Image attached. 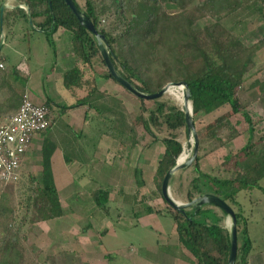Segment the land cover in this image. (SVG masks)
Listing matches in <instances>:
<instances>
[{"label": "trees", "instance_id": "1", "mask_svg": "<svg viewBox=\"0 0 264 264\" xmlns=\"http://www.w3.org/2000/svg\"><path fill=\"white\" fill-rule=\"evenodd\" d=\"M3 1L0 0V5ZM83 1V12L97 32L104 35L116 70L131 84L143 92L155 93L169 82H185L190 92L188 101H191L194 125L223 106L229 108L197 130L198 152L189 167L185 194L187 200L202 194H215L232 206L237 229L234 264H248L258 241L255 242L256 237L251 238L248 233L247 216H244V207L238 196L242 193L243 199L248 198L250 203H256L251 191L260 189L264 193V188L259 184L264 177V133L252 140L259 117L241 104L240 92L249 77L256 76L260 70L264 74V66L256 68L255 61L258 52L264 51V0ZM13 2L11 8L6 7L0 13V32L1 28H5V38L13 37L15 29L19 27L25 32V38L39 31L55 54L54 33L61 29L69 36L68 49L74 57V65L64 72L62 78L64 87L77 96L75 104L59 106L58 115L81 104H87L89 109L96 112L94 100L92 103L90 101L99 95L95 87L96 71L92 61L95 56H99L94 36L78 22L63 0ZM21 4L26 9L18 6ZM169 7L174 10L170 11ZM241 11L246 15H242ZM232 16H237L239 21L245 19V27L254 21L261 23L255 28L259 33L254 35L251 44L242 38L241 31L233 33L223 25L222 21ZM25 49L28 50L29 46ZM6 61L5 55L0 53V63ZM103 76L112 78L109 73ZM27 78V74L14 65L8 70L0 67V95L5 91L0 100V120L18 109L24 91L18 92L16 86L25 88ZM257 86L264 91V76L261 79L253 78L249 84L250 88ZM119 101L116 102L120 105ZM150 101L148 107L140 105L139 115L127 128L126 124L124 127L117 126L109 114L108 118L113 125L106 124L107 129L102 134L111 136L122 146H129L132 140L130 129L139 124L154 139H158L154 129H164L165 136L159 138L163 152L152 177L160 192L163 175L182 151V145L177 139L179 131L185 129V117L180 106L165 96ZM44 103L50 110L51 102L46 100ZM97 112L107 114L100 110ZM243 133L248 135L243 146L235 152L224 154L211 171H203L200 164L202 158L217 156L229 141ZM53 149V143L44 138L41 144V178L37 183L36 178L30 176V184L24 192L26 197L22 212L18 217L15 215L14 204L9 203L7 193L2 192L0 195V264H25L26 252L19 235L24 224H29V227L62 214L51 171ZM183 171L180 169L179 174ZM22 174L23 171L17 182L21 180ZM179 180L180 176H177L172 182ZM10 185H1V188ZM90 192L97 208L107 213V191L97 188ZM216 208L203 204L200 207L185 208L183 212L171 208L166 210L172 217L178 243L192 255L193 264H227L229 235L221 225L222 216ZM153 212L152 208L145 206L142 213L134 210L133 215L136 217ZM16 220L17 226L12 230L9 225ZM25 231H30V228H25ZM50 259V264H54L53 258Z\"/></svg>", "mask_w": 264, "mask_h": 264}, {"label": "rangeland", "instance_id": "2", "mask_svg": "<svg viewBox=\"0 0 264 264\" xmlns=\"http://www.w3.org/2000/svg\"><path fill=\"white\" fill-rule=\"evenodd\" d=\"M76 3L78 4L79 8L83 10V0H75ZM2 3H4L7 7L11 8L13 6V0H4ZM22 7L23 9H26L25 5L21 4L18 5ZM170 11H173L171 7H169ZM242 15H246L244 11H241ZM237 16H232L230 18L224 19L223 25L226 26L227 28H230V30L233 33H239L242 29V26L244 25L243 22L238 20L236 18ZM237 20L239 21L238 23ZM252 20V18H250ZM237 24V25H236ZM259 25L258 21H255L252 24H247L251 25L253 27ZM256 28V27H255ZM247 33L242 36V38L248 43L251 44L254 41V35L248 34V28ZM22 31L20 27L18 29H15V34L20 35ZM1 34L5 33V28H1ZM0 34V35H1ZM27 46H29V49H25ZM68 48H61L59 50V53L57 54L59 57L61 56L62 58V52H67ZM1 54L5 55L7 61L4 64L2 63V68L5 70H8L11 65H17L20 64L23 66L24 70H28L30 73V82H28V85L31 86V88L35 91H38L43 88L44 84H41V80L43 82V78L47 72L51 70V66L55 64L56 61V54L53 53L52 48L48 45L44 35L40 33L39 31H34L30 33V35L25 38V41L22 38H18L16 40V45L15 48L12 49L8 47V42L5 43V45L1 49ZM65 59V58H64ZM61 61V60H60ZM63 61V59H62ZM61 61V63H62ZM93 66L94 70L96 71L95 77L97 79H102L103 75L105 73H108L107 69L105 68L100 55L95 56L93 59ZM255 61H256V68H262L264 66V58L261 57L260 55L255 56ZM98 72H101L98 74ZM119 72V71H117ZM120 74V72H119ZM257 75L262 78L264 74L260 70ZM42 78L37 81V78ZM102 77V78H101ZM107 78V77H106ZM112 81V89H103V91H98L99 95H96L97 98L94 99V104L97 106L95 108L96 112L97 110L101 111L102 113H106L105 115H102L97 112L100 119H98V125H97V132H99L100 135H102V131H106L107 125H113V123H110V119L108 118L109 114L111 118H114V122L117 126L119 127H124L126 124V128L131 126V121L139 115L140 113V105L144 104V106L148 107L151 105V101L147 99H141L139 97H136L129 91L125 90L121 85H119L113 78H110ZM253 78H251V81ZM249 81V82H251ZM101 82V81H100ZM248 82V81H247ZM248 83L245 84V89L244 92L240 94V102L245 106V108L250 112V113H256V115L259 117V121L257 125L255 126L254 132H253V138L252 140L258 138L260 134L264 133V99H259L257 93L254 91L247 92L249 90L248 88ZM16 85V83H14ZM18 92H23L25 91V88H22L21 85L16 86ZM96 87V85H95ZM60 89V88H59ZM23 90V91H22ZM3 91L0 95V100L1 97L4 95ZM65 94H62V98H67L69 96V91L65 90ZM110 92V94H109ZM102 94V96H100ZM95 96V97H96ZM110 96V97H109ZM112 96V97H111ZM162 96H165V98L172 100L177 106H180L182 108V100L178 99L175 97L172 93H164ZM264 96V95H262ZM94 97V98H95ZM3 98V97H2ZM115 98V99H111ZM119 98V99H118ZM123 98L126 101V106L123 105ZM119 101L121 104L117 103L116 101ZM187 104H189L190 108V102L188 101ZM110 105V111L107 109L106 106ZM123 106L124 108H122ZM60 108V107H59ZM123 110V113H122ZM229 108L227 106H223L219 108L217 111L212 112L211 114L203 117L201 122H195V128L196 131L199 130L204 124L208 123L215 117H218L219 115L227 112ZM50 112V123L52 121L57 120L58 118V112L59 109H51L49 110ZM4 117V116H3ZM98 118V117H97ZM104 120V121H103ZM67 122L66 119H61L57 120L56 123L54 124L55 129H53L52 134L55 132V130H58L60 126L64 125L63 123ZM101 122L105 123V126L101 125ZM72 133H75V135H80L78 128L76 126H73V129H69ZM129 130V129H127ZM104 131V132H105ZM154 132L158 135V139H154L152 135L147 133L141 124L138 125V127H133L130 129L131 133V144L127 147H130V153L127 156V158L123 159L119 158V154L123 150V146L118 142L119 145H117V150L114 152L116 155L114 158L112 157H107L106 162L100 164L98 167L95 168V174H90L89 179H93V183L96 186H100L102 182H109L111 180V170L109 171V166H114L116 169H118L116 172L121 176V178L133 181V180H140L144 181L145 184H147V189H144L141 193V199H148L150 200L149 202H152L153 205H145L148 203L140 204L136 206V211H139L142 213L145 209V206H149L154 210V214L157 216L155 219L156 225L160 224L164 229H167L166 231H169V229L172 228L173 220L172 217L170 216L169 212L166 210H169L170 207L168 204L166 205H155L154 203V198L159 196V191L156 188V186L153 183V174L156 169V163L159 160V155L163 152V145L160 142V137L165 136L166 131L164 129L158 130L154 129ZM248 135L247 133H243L241 136L238 138L229 141L224 148L218 153L217 156H206L201 159L200 164L201 168L205 172H209L216 165H218L221 157L224 154L232 153L237 151L241 146H243L247 142ZM84 139V136L83 138ZM43 138H41V143L37 147L31 151L30 154L27 155V160H25L23 168H21V171H23V174L21 176V180L19 182L11 183L12 185L8 186V188H1L0 185V195L2 192L7 193V198L9 199L10 204H14L15 206V215L18 217L21 212H22V205H23V200L26 197L25 189L26 187L30 184L29 178L30 176H33L36 178L37 183H39L40 178H41V144H42ZM54 140V139H53ZM181 145H182V151L186 152L187 158L191 156V150H192V137L191 135L185 130L182 129L179 131V136L177 139ZM54 142V141H53ZM51 141V143H53ZM54 145V143H53ZM121 149V150H120ZM54 150V149H53ZM30 149L28 150V152ZM119 152V153H118ZM53 153V151H52ZM180 153V154H181ZM179 154V155H180ZM118 158V159H117ZM51 160V158H50ZM185 160V161H186ZM100 163V160L98 161ZM191 165V164H190ZM189 166L183 168L184 171L179 174V170L175 171L173 174L172 179H175L177 176H180V180L178 182H172L169 184V194L170 196L181 203L188 202L186 198V190H187V176L190 175L189 172ZM128 166V167H127ZM109 171V172H108ZM81 174V173H80ZM78 173H75V178L79 177ZM83 174V173H82ZM85 178L86 176H89L88 174H83ZM86 175V176H85ZM119 175L115 174V179L119 178ZM99 178V179H98ZM78 179V178H77ZM98 182H97V181ZM89 181V180H88ZM102 181V182H101ZM90 182V181H89ZM101 183V184H100ZM259 184L262 188H264V177L259 181ZM252 192V198H254V201L256 203H250V200L248 198H242V193L239 194L238 199L241 201L243 207H244V216H247V221H248V233L251 238L256 237L257 246L254 245L255 252L250 255L249 257V263L248 264H264V251L262 250L264 248V193L260 189H254L251 191ZM242 198V199H241ZM108 206V212L110 217H113V220L115 221V217L117 215V209H115V205H111L109 202L106 204ZM169 207H168V206ZM156 209V210H155ZM99 210V209H98ZM216 210L219 212V214L222 216V221L221 225L228 229L229 224H230V219L222 214V212L216 208ZM101 212V210H99ZM252 211V212H251ZM107 212V213H108ZM105 213V214H107ZM152 213V214H153ZM104 214V213H103ZM134 212L129 216L130 219H132L133 227L131 228L130 231L125 232L122 234V238L116 239L114 242L115 244L110 240V238H106L103 240V245H112L114 247L113 249L115 251L108 253L109 255L105 259L104 264H135L134 262V256L135 253H137L136 250L140 249L141 252H144V247L145 245H148L150 248V242L147 241V239H151L149 237H143V240L145 244L141 242L139 237L137 236V230L139 227H143L142 224H138L136 222V218L139 216H134ZM143 216V215H140ZM43 223H35L32 224L31 226L28 227L29 224H24L20 228V241L23 244L22 247L25 250L26 254V262L25 264H50L51 259L53 258L54 264H67L66 263V257L63 254L66 250L68 251L69 246L74 247L70 244L72 239L67 237V244L65 243V238L62 239V235L60 232V227L61 223L60 221H51L49 222V225L43 226ZM17 226V220L15 223H12L9 225V228L13 230ZM145 227L146 224H144ZM24 227V228H23ZM25 228H30V231H25ZM150 231V229H149ZM23 234V235H22ZM259 236H256V235ZM254 242V243H255ZM127 243V246H126ZM122 245H125L124 247L126 248H132L131 252L126 253V255H121V252L119 251L116 252L118 249L117 248H122ZM159 249L164 251V253H168L171 250L168 248V246H163L157 245ZM177 249H173V262L175 263H180V264H193V257L190 255L184 248L179 247V245H175ZM62 251V252H61ZM96 252V251H95ZM186 252V253H185ZM98 252H96L97 254ZM152 255V253H151ZM46 257H49L48 260H46ZM58 259V263H56V258ZM76 257V256H75ZM77 259V258H76ZM74 260V257L72 258V261ZM78 260V259H77ZM160 261H158V256H149V264H158ZM163 261V263H165ZM168 264V262H166Z\"/></svg>", "mask_w": 264, "mask_h": 264}, {"label": "crops", "instance_id": "3", "mask_svg": "<svg viewBox=\"0 0 264 264\" xmlns=\"http://www.w3.org/2000/svg\"><path fill=\"white\" fill-rule=\"evenodd\" d=\"M241 21L244 24L246 20L242 19ZM255 27L251 25H247V27H245L244 24L241 29L242 35L244 36L247 33L246 28H248V34L256 35L259 31H256ZM2 35L3 46L6 42H8V47L14 49L16 40L18 38L25 39L26 34L23 31L20 35L14 34L13 37L7 38H5V33H2ZM68 37V34L61 29L54 33L53 40L55 43L56 61L55 64L51 66V70L45 74L43 82L41 80V84H44L42 89L38 91L33 90L31 86L28 85V82L31 80L29 71L27 69L24 70L23 66L20 64L14 65L18 70L27 74L28 78L26 81L25 91L29 93L30 98L36 103H44L46 100L50 101L52 109L56 110L59 109V106L76 103L75 97L77 95L70 92L67 98L61 97L62 94L66 93L65 90L69 91L64 87L62 78L63 74L74 65V57L69 49L67 52H62V58L57 55L61 48L69 47ZM3 46H1V49ZM257 55L264 58V51H259ZM3 63L5 64L6 62ZM99 73L101 72H98V74ZM251 78L261 79L258 75ZM251 78L249 77L244 82L240 94L247 89V87H245L246 83H248L247 85L249 88V81H251ZM39 79L42 78H37V81ZM111 81L112 80L110 78H106L104 76L102 79H97V77H95L96 89L98 91H103V89L108 88L112 89L113 85L111 84ZM251 91L257 93L260 100L263 99L264 96L262 95H264V91L260 86L249 88L247 92ZM96 98L97 96L92 98L90 100L91 103ZM123 105L126 106L124 98ZM87 106V104H81L62 111L58 115L57 120L64 118L67 122L63 123L64 125L60 126L58 130H55L53 134V129H55L54 124L57 120L50 123L46 132L36 134L32 138L30 151L25 154L21 165V168H23L24 162L28 158L27 155L30 154L35 147L38 148L41 143V138H47L52 142L54 141V150L51 154V171L62 208V214L57 218L49 219L41 223H43V226H47V224L49 225V222L51 221H60L62 239L65 238L66 244L68 241L67 237L72 239L70 244L74 247L69 246V252H66L65 250L63 253L64 255L66 254L65 257L67 264H104L105 259L109 256L107 254L115 250L112 245H103V240L110 238V240L115 244L114 241L116 239L122 238V234L130 231L133 227L132 219H130L129 216L134 212V210H136V206L144 203H148L145 205H151V207L153 205L152 202H149L150 200L141 199V193L144 189H147L148 185L145 184L142 179L141 181L137 179L129 181L121 178L118 172H116L118 169L114 166L108 165L109 171L112 169L110 172L111 180L108 183L101 181L102 184L100 183L101 185L99 187L92 184L94 181L92 178L89 179L90 174H95V168L100 164L102 165V163H105L107 160L106 158L111 157V154L114 158L116 155L114 152L119 149H117V145L119 144L117 140L111 136L106 134L100 135L99 132H97L96 127L98 125V119L101 117H99L96 112L92 111ZM106 107L108 110L111 108L110 105ZM121 107L124 108L123 106ZM103 124L104 123L101 122V125ZM73 126L78 128L80 135H75V133H72L69 130L70 128L73 129ZM83 136L84 139H82ZM122 148V152H118L119 154H123L119 155L120 160L121 158H127L130 153V147L123 146ZM99 160L100 163L98 162ZM75 173L81 174L79 177L75 178ZM82 173H89V176L85 175L87 177L85 178ZM115 174L119 175L118 179H115ZM97 188L106 190L108 194L107 203L109 202L111 205L116 206L115 209H117L118 213L115 217V221L113 220V217H110L109 212L107 214H103L102 211L100 212L93 201L90 191ZM154 203L158 206L166 205V202L161 197L160 192L159 196L154 198ZM141 215L143 216L138 215L139 217L136 218V222L143 225V227H139L137 230V236L141 242L145 244L143 237L150 238L151 235V239H147V241L150 242V248L148 245H145L143 248L144 252H141L140 249L136 250L137 253H135V256L133 257L135 264H149V256L156 255L158 256V261H160L158 264H166V262H168V264H178L172 261L174 258L172 256V250L177 249L178 246L175 247V245H179L174 223L172 224V228L169 229V231H166L167 229H164L162 225H156L155 219L157 216L154 213ZM144 224H146L147 227H145ZM156 243L157 245L163 244V246L169 245L168 248L171 251L164 253V251L156 246ZM124 246L125 245H122V248H117L118 250L116 251L118 253L120 251L123 256L126 255V253L131 252L132 249L130 247L125 250L126 248ZM179 247L181 246L179 245ZM95 251L98 253L96 254ZM73 257L74 260L72 261ZM55 258L56 263H58L57 257ZM165 260L166 262L163 263Z\"/></svg>", "mask_w": 264, "mask_h": 264}, {"label": "water", "instance_id": "4", "mask_svg": "<svg viewBox=\"0 0 264 264\" xmlns=\"http://www.w3.org/2000/svg\"><path fill=\"white\" fill-rule=\"evenodd\" d=\"M63 2L68 6L70 11L74 14L78 22L82 26H84L86 30L89 31L94 36L97 46H98L99 55L101 57V60L105 68L107 69L108 73L111 75L113 80H115L125 90L129 91L130 93H132L133 95L141 99L152 100L168 92V87L171 85H176L183 89L181 110L184 112L185 130L192 137L191 156L188 158V160L180 162V163L178 162V157L180 155L176 158L175 163L165 172V174L163 175L161 179L160 192H161L162 198L165 200V202L170 207H172L175 210L181 211V212H183V210L188 207H200L203 204H210L214 207L219 208L224 213H227L230 216V224L227 229L228 235H229V243H230L227 264H234L235 258H236V251H237V229H236V215H235V211L232 208V206L226 201H224L223 199H221L220 197H218L217 195L210 194V193L198 195L194 197L193 199L189 200L188 202H184V203L174 200L169 194V184L171 183L174 172L179 169H183L189 166L196 158V155L198 152V135H197V131H196L193 119H192L191 101H190V110H187L184 107L185 99L190 96V92L187 88L186 83L183 81L169 82L166 85H164L158 92H155V93H146V92L141 91L135 85L127 81L121 74H119V72H117L111 60L112 52L109 49V46L107 44V41L104 35L97 32L93 23L91 22L89 17L83 12V10H81L75 4L74 0H63ZM6 7L7 6L4 3H1L0 13ZM28 20H29V24H31L30 17ZM2 43H3V35L1 34L0 35V49H1Z\"/></svg>", "mask_w": 264, "mask_h": 264}, {"label": "built area", "instance_id": "5", "mask_svg": "<svg viewBox=\"0 0 264 264\" xmlns=\"http://www.w3.org/2000/svg\"><path fill=\"white\" fill-rule=\"evenodd\" d=\"M49 124L46 104L34 102L24 91L16 112L0 120V185L18 181L22 161L30 149L32 138L44 132Z\"/></svg>", "mask_w": 264, "mask_h": 264}, {"label": "bare ground", "instance_id": "6", "mask_svg": "<svg viewBox=\"0 0 264 264\" xmlns=\"http://www.w3.org/2000/svg\"><path fill=\"white\" fill-rule=\"evenodd\" d=\"M168 93H172L175 97H177L178 99L182 100L183 89L181 87L176 86V85H171V86L168 87ZM187 102H188V97L185 99L184 107H185V109L190 110L189 104H187ZM186 158H187V154H186V152H183L178 157V162L179 163L183 162V161L186 160ZM225 215L230 219V216L227 213H225Z\"/></svg>", "mask_w": 264, "mask_h": 264}, {"label": "clouds", "instance_id": "7", "mask_svg": "<svg viewBox=\"0 0 264 264\" xmlns=\"http://www.w3.org/2000/svg\"><path fill=\"white\" fill-rule=\"evenodd\" d=\"M49 115H50V112H49Z\"/></svg>", "mask_w": 264, "mask_h": 264}]
</instances>
